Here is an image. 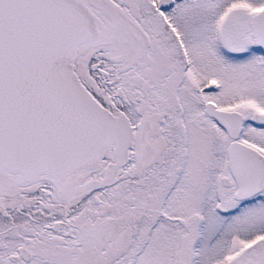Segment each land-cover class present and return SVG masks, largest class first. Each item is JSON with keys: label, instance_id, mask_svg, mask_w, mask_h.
<instances>
[{"label": "flooded vegetation", "instance_id": "1", "mask_svg": "<svg viewBox=\"0 0 264 264\" xmlns=\"http://www.w3.org/2000/svg\"><path fill=\"white\" fill-rule=\"evenodd\" d=\"M72 1L81 6L97 31L94 38L76 46L73 52L74 71L85 89L113 117L127 118L132 128V141L123 155L114 154L112 144L111 150L96 166L80 168L60 177L47 174L24 177L0 166V264H138L143 256L148 259L149 243L152 234L159 232L161 217L169 221L172 229L181 230L183 224L191 225L194 236L191 246L185 248L186 257L183 258L182 254V261L185 259L184 264H200L194 245L200 238V215L193 208L205 206L211 215L209 221L217 218V222L224 223L214 232L213 238L218 237L227 224L228 214H231L223 207V219L215 216L212 208L221 204L218 188L234 187L233 198L238 189L228 156L229 145L234 139L215 117L204 111V106L212 102L219 110H235L223 109L213 100L219 84L213 75L196 74L208 64L205 60L201 64L200 60H196L200 53L206 54L212 47L215 52V44L221 51L226 49L219 37L222 21H211L214 20L211 17L213 13L196 31L185 29L174 21L175 11L183 3L194 0ZM250 28H247V34L254 44L248 43L243 51L247 53L254 49L257 54L255 62L264 69L261 21H257L255 37L250 35ZM154 31H158L168 44L173 57L180 63L181 73L193 75L194 79L188 78L198 98L197 110L209 121L218 124L229 138L227 149L224 148L223 164L217 167L214 157L209 158L206 175L203 174V180L198 183L187 178L189 166L186 165L197 154H192L190 149L188 121L181 107L184 102H178L172 114H158L152 108L143 106V96L149 85L136 69L151 48L150 34ZM216 39L218 43L213 42ZM96 45H117L123 53H128L129 63L117 65L107 48H97L94 57H87L79 65L76 61L77 49ZM261 110L264 107H259V111L253 109L248 115L238 112L243 116V123L235 140L264 158V118L260 122ZM255 114L256 122L253 121ZM165 122H170L173 134L169 138L164 136V141L159 128ZM252 133L258 134V139L251 137ZM224 169L226 172L221 173ZM217 173L220 175L218 180L215 178ZM192 186L196 191L200 189L203 192L202 202L188 200ZM160 187L163 193L157 201L159 214L154 216L150 194ZM185 191L187 195H184ZM236 200L240 201V207L251 202L264 207V177L256 191ZM171 203L181 206V212L177 209L169 211ZM261 216L264 217V213ZM259 229L235 234L228 232L223 247L227 251L224 256L227 254L226 258H233L237 253L235 249L232 253L233 238L240 243V247L243 246L242 249L257 240L264 241V225ZM220 258L215 256V259Z\"/></svg>", "mask_w": 264, "mask_h": 264}, {"label": "water", "instance_id": "2", "mask_svg": "<svg viewBox=\"0 0 264 264\" xmlns=\"http://www.w3.org/2000/svg\"><path fill=\"white\" fill-rule=\"evenodd\" d=\"M257 17L264 39V7ZM96 35L92 21L72 0H0L2 169L24 177H60L96 166L112 144L114 154L126 152L133 136L127 118L113 117L74 71L76 46ZM204 111L234 139L228 150L238 185L234 197L256 191L264 158L235 140L243 116L212 102Z\"/></svg>", "mask_w": 264, "mask_h": 264}, {"label": "rangeland", "instance_id": "3", "mask_svg": "<svg viewBox=\"0 0 264 264\" xmlns=\"http://www.w3.org/2000/svg\"><path fill=\"white\" fill-rule=\"evenodd\" d=\"M228 1L232 0H194L193 2H185L175 11L173 15L174 21L182 24L185 29L199 30L201 23L208 21L210 16ZM257 13L258 11L253 12L241 3L229 4L220 20L222 21L219 35L220 43L225 45L226 49L221 51L219 46L215 44V52L212 47L206 54L200 53L196 58V60H200V64L204 60L208 63L196 74L199 76L204 73L213 75L218 81L216 83H219L218 90L212 96L218 106L246 115L253 109L259 111V107H264V69L255 62L257 54L254 49H252V52L247 53L243 51L244 46L248 43L254 44L247 34V28L251 27L250 35L255 37L257 33ZM150 35L151 48L139 61L136 69L137 74L149 85L146 95L143 96V106L152 108L158 114H172L175 112L178 102H184H182L183 105L181 107L188 121L187 132L192 143H190V149L192 154H197L195 158L193 155L191 161L186 165V167L189 166L187 178L196 183L201 182L203 174L206 175L205 171L207 170L209 158L214 157L217 167L223 164L224 148L227 149L229 138L218 124L209 121L197 110L196 103L198 98L193 89L191 79L188 78H193V75H188L189 73L187 72L181 73L180 63L176 60L177 58L173 57L168 44H166L164 38L159 36L158 31H154ZM213 42L218 43L217 39ZM97 48H107L109 55L115 59L117 65L124 66L129 63L130 57L128 53H123L122 49H119L117 45L107 47L98 45L93 47L80 46L77 49V63L80 65L87 57H94ZM191 71L192 69L190 73ZM261 111L262 118L260 122L264 118V110ZM159 134L164 141V136L169 138V135L173 134L170 122H165L164 126L159 128ZM250 136L258 139L259 135L252 133ZM226 165L227 162L225 163ZM225 172L226 170L224 169L221 173ZM219 176L217 173L215 178L218 180ZM152 177H154V174H152ZM156 178L159 177L156 176ZM216 183L219 185L218 181ZM153 187L155 188L154 185ZM192 187L194 190L192 188L191 197L188 200L192 203H200L203 192L200 189L196 191V188ZM160 188L159 190L154 189L150 194L154 216L159 214L157 201L161 193H163L162 187ZM234 189V187L221 190L220 187L218 188L221 204L212 208L215 216L224 217L221 212L223 207L231 212V214H228L230 216L227 224L222 228V233L218 237L213 238L214 232L224 223L220 224L217 222L219 220L217 218L209 221L211 215L205 206H200L197 209L193 208L199 211L200 215V238L194 242L197 248L196 256L200 264H264V241L261 240H257L254 244L242 249L243 246L241 245L240 247V243L233 238L231 240V249L237 250V253L233 258H226L227 254L224 256L227 251L223 247L227 241L228 232L235 234L239 231L249 232L253 228L260 230L259 228L264 225L262 224L264 223V217L261 216L264 213V207L256 204L257 202H251L248 206L240 207V201L236 200L238 198H233L232 196ZM223 193H225V196H222ZM187 194V191H185L184 195ZM139 202L143 203L141 200ZM175 209L178 211L182 210L181 206L177 207L175 203L174 205L171 203L169 211H176ZM204 214L205 216L202 217ZM187 220L188 217L186 216L185 221ZM159 221V232L152 234L150 240L152 243H149L148 259L143 256L138 261V264H184L185 259L182 261V254L183 258H185V248L191 246V238L194 236L191 232V225L183 224L182 229L179 230L172 229L165 217H161ZM217 255L221 258L215 259Z\"/></svg>", "mask_w": 264, "mask_h": 264}, {"label": "trees", "instance_id": "4", "mask_svg": "<svg viewBox=\"0 0 264 264\" xmlns=\"http://www.w3.org/2000/svg\"><path fill=\"white\" fill-rule=\"evenodd\" d=\"M235 3H241L242 5H244L246 8H248L249 10L256 12L259 11L260 9H262V7L264 6V0H241V1H235L232 0L229 2H227L226 4L221 5V7L219 9H217L214 14L211 16L212 19L211 21H220L222 15L225 13L227 6L229 4H235Z\"/></svg>", "mask_w": 264, "mask_h": 264}]
</instances>
